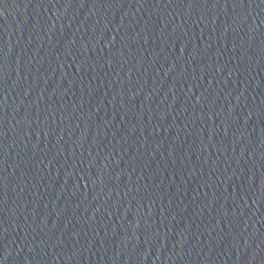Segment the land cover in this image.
Here are the masks:
<instances>
[{"label": "water", "instance_id": "water-1", "mask_svg": "<svg viewBox=\"0 0 264 264\" xmlns=\"http://www.w3.org/2000/svg\"><path fill=\"white\" fill-rule=\"evenodd\" d=\"M0 264H264V0H0Z\"/></svg>", "mask_w": 264, "mask_h": 264}]
</instances>
